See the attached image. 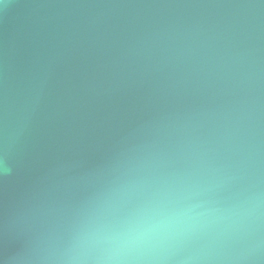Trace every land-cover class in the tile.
Returning a JSON list of instances; mask_svg holds the SVG:
<instances>
[{"label": "water", "instance_id": "1", "mask_svg": "<svg viewBox=\"0 0 264 264\" xmlns=\"http://www.w3.org/2000/svg\"><path fill=\"white\" fill-rule=\"evenodd\" d=\"M161 205L157 264H264V0H0V264Z\"/></svg>", "mask_w": 264, "mask_h": 264}, {"label": "clouds", "instance_id": "2", "mask_svg": "<svg viewBox=\"0 0 264 264\" xmlns=\"http://www.w3.org/2000/svg\"><path fill=\"white\" fill-rule=\"evenodd\" d=\"M201 225L189 210L158 206L118 229L85 233L69 257L72 264H157L169 258L172 243Z\"/></svg>", "mask_w": 264, "mask_h": 264}]
</instances>
